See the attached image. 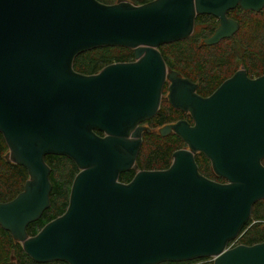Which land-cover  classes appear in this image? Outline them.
<instances>
[{
	"label": "water",
	"instance_id": "95a60500",
	"mask_svg": "<svg viewBox=\"0 0 264 264\" xmlns=\"http://www.w3.org/2000/svg\"><path fill=\"white\" fill-rule=\"evenodd\" d=\"M236 6L259 11L264 0H0L4 157L28 174L14 198L0 201V225L31 259L264 264V240L227 247L264 199V68L249 77L241 67L202 96L158 49L188 37L197 14L219 19L205 44L231 36L238 24L225 14ZM99 46L132 49L133 60L93 74L73 69L77 53ZM163 99L192 122L178 119L159 133L173 132L185 146L173 151L166 169H138L142 122ZM198 152L224 182L198 171ZM45 154L65 155L79 171L65 211L29 235L27 225L50 204ZM129 169L133 177L120 181Z\"/></svg>",
	"mask_w": 264,
	"mask_h": 264
},
{
	"label": "trees",
	"instance_id": "16d2710c",
	"mask_svg": "<svg viewBox=\"0 0 264 264\" xmlns=\"http://www.w3.org/2000/svg\"><path fill=\"white\" fill-rule=\"evenodd\" d=\"M99 1L113 2V0ZM131 1L141 4L151 0ZM232 15L240 22L238 31L216 44L207 45L202 41V38L209 36L216 27V21L208 15L197 14L194 31L188 37L158 46L167 67L196 82L197 93L202 96L212 93L224 79L240 67L246 70L249 77H256L263 72L264 6L259 11H242L237 7ZM133 56L132 49L122 46L93 47L77 53L72 67L77 72L93 74L109 63L130 61ZM165 92L166 85L163 87V93ZM187 117H189L188 113L172 107L167 101H161L155 115L144 121L149 129L142 133V143L135 161L138 169H166L170 165L173 151L185 146V143L175 133L161 135L157 129L166 122ZM95 131L101 133L98 130ZM7 152L8 145L0 132V201L14 198L22 190L28 178L24 166L5 159ZM194 157L198 171L202 175L220 182L225 181L224 178L215 176L211 170L210 161L203 153L198 152ZM44 160L50 167V204L37 220L27 225L29 235L36 234L48 221L65 211L72 180L79 171L74 161L65 155L45 154ZM134 174V169L120 172L119 180L128 182ZM251 222L253 223L250 227L245 229ZM242 231L239 243L250 245L264 240V199L253 204L250 217L240 232ZM11 256L14 257L15 264H67L60 260L46 263L34 261L23 251L22 245L12 238L10 232L0 225V264H11ZM185 262V264H212V259L200 257ZM158 264L167 263L163 261Z\"/></svg>",
	"mask_w": 264,
	"mask_h": 264
},
{
	"label": "flooded vegetation",
	"instance_id": "af4514ba",
	"mask_svg": "<svg viewBox=\"0 0 264 264\" xmlns=\"http://www.w3.org/2000/svg\"><path fill=\"white\" fill-rule=\"evenodd\" d=\"M237 7H239L242 11H251V10H243L240 6H236V7H234V8H231V9H229V10H227L226 11V17H228V18H232V19H234L236 22H237V24H238V28L235 30V32L232 34V35H234L237 31H238V29H239V26H240V22L238 21V19H236L232 14H233V10L234 9H236ZM205 15H208V16H210V17H213L212 19L214 20V21H216V27H217V25L219 24V19L216 17V16H213V15H211V14H205ZM195 27V26H194ZM216 27H214L213 28V30L211 31V34L214 32V30H215V28ZM193 30H194V28H193ZM210 34V35H211ZM231 35V36H232ZM231 36H229V37H231ZM206 37H208V36H206ZM206 37H204V38H206ZM204 38H202V41H203V39ZM225 38H228V37H224V38H222L221 40H223V39H225ZM220 40V41H221ZM133 60V59H132ZM169 82L167 81V82H165V84L164 85H166V87H167V84H168ZM196 91H197V89H196ZM167 93V89H166V92L165 93H163L164 95ZM164 101H167V99H163ZM162 100V101H163ZM168 102V101H167ZM169 103V102H168ZM185 119H187L188 121H190V122H192L191 121V118H190V116L189 117H187V118H185ZM146 121V120H145ZM172 122H174V121H169V122H166V124L167 123H172ZM142 125H144L145 126V130H147V129H149V127H148V125H147V123H144V122H142ZM164 125V124H163ZM161 127V126H160ZM160 127H158V129L160 128ZM157 129V130H158ZM144 130V131H145ZM216 176V175H215ZM219 177V176H218ZM167 264H184V263H186L185 261H181V262H178V261H174V262H170V261H165Z\"/></svg>",
	"mask_w": 264,
	"mask_h": 264
},
{
	"label": "rangeland",
	"instance_id": "374dc122",
	"mask_svg": "<svg viewBox=\"0 0 264 264\" xmlns=\"http://www.w3.org/2000/svg\"><path fill=\"white\" fill-rule=\"evenodd\" d=\"M116 1H117V0H113V2H110V3H114V2H116ZM127 1L132 2L131 0H127ZM132 3H133V2H132ZM193 31H194V30H193ZM115 52L119 53L118 50H117V51L115 50ZM240 68H241V67H240ZM169 69H170V68H169ZM165 95H166V94H165ZM157 131L159 132V130H157ZM262 163L264 164V158L262 159ZM260 201H261V199H260ZM252 223H253V222H251L250 224H248L247 227H246L245 229H247L248 227H250V225H251ZM240 233L243 234V231H242V232H239V234H240ZM238 244H240V243H238ZM227 246H228V245H227ZM210 258H211V257H210ZM211 259H212V258H211ZM13 262H14V261H13V259H12V260H11V264H13ZM50 262H51V261H50ZM14 263H15V262H14ZM44 263H46V262H44Z\"/></svg>",
	"mask_w": 264,
	"mask_h": 264
},
{
	"label": "built area",
	"instance_id": "2783aa9c",
	"mask_svg": "<svg viewBox=\"0 0 264 264\" xmlns=\"http://www.w3.org/2000/svg\"><path fill=\"white\" fill-rule=\"evenodd\" d=\"M240 236H241V234H238L234 239H232L230 244L227 247H233V246L237 245L239 243Z\"/></svg>",
	"mask_w": 264,
	"mask_h": 264
}]
</instances>
